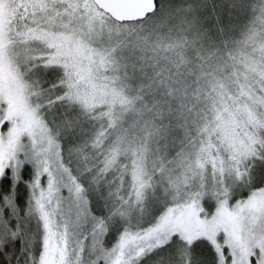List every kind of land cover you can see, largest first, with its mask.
Instances as JSON below:
<instances>
[{
    "label": "snow or ice",
    "instance_id": "6c2138e0",
    "mask_svg": "<svg viewBox=\"0 0 264 264\" xmlns=\"http://www.w3.org/2000/svg\"><path fill=\"white\" fill-rule=\"evenodd\" d=\"M0 264H264V0H0Z\"/></svg>",
    "mask_w": 264,
    "mask_h": 264
},
{
    "label": "clouds",
    "instance_id": "9594fccd",
    "mask_svg": "<svg viewBox=\"0 0 264 264\" xmlns=\"http://www.w3.org/2000/svg\"><path fill=\"white\" fill-rule=\"evenodd\" d=\"M221 87H222L223 91L218 93L219 102L221 104H223L225 106V109L227 110L230 107L229 99H232V97H231V94H228L229 99H224V94L227 93V85L223 84V85H221ZM154 147L158 153L166 149V145L160 144L159 141L156 142Z\"/></svg>",
    "mask_w": 264,
    "mask_h": 264
},
{
    "label": "trees",
    "instance_id": "16d2710c",
    "mask_svg": "<svg viewBox=\"0 0 264 264\" xmlns=\"http://www.w3.org/2000/svg\"><path fill=\"white\" fill-rule=\"evenodd\" d=\"M177 2H179V0H177Z\"/></svg>",
    "mask_w": 264,
    "mask_h": 264
}]
</instances>
